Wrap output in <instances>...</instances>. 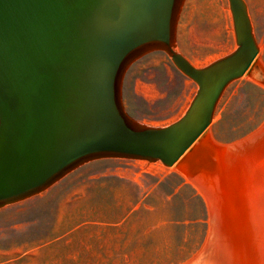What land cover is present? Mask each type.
<instances>
[{"label": "water", "instance_id": "water-1", "mask_svg": "<svg viewBox=\"0 0 264 264\" xmlns=\"http://www.w3.org/2000/svg\"><path fill=\"white\" fill-rule=\"evenodd\" d=\"M185 1L0 0V208L103 158L172 167L206 140L187 170L195 176L215 157L208 127L217 104L260 67L259 46L246 1L229 0L236 48L194 65L176 49ZM157 51L198 86L165 126L136 120L123 104L127 71Z\"/></svg>", "mask_w": 264, "mask_h": 264}, {"label": "rangeland", "instance_id": "rangeland-1", "mask_svg": "<svg viewBox=\"0 0 264 264\" xmlns=\"http://www.w3.org/2000/svg\"><path fill=\"white\" fill-rule=\"evenodd\" d=\"M245 1L257 57L264 59V0ZM236 46L229 0L185 1L177 25L178 51L201 67ZM197 88L166 53L152 52L127 71L123 104L136 120L165 126L184 115ZM211 126L215 138L227 145L260 138L264 89L244 75L232 81ZM213 220L197 185L172 167L103 158L0 208V264H264V219L258 240L253 230L230 233Z\"/></svg>", "mask_w": 264, "mask_h": 264}, {"label": "bare ground", "instance_id": "bare-ground-1", "mask_svg": "<svg viewBox=\"0 0 264 264\" xmlns=\"http://www.w3.org/2000/svg\"><path fill=\"white\" fill-rule=\"evenodd\" d=\"M258 59L260 67H256L252 72L249 69L244 74V78L252 85L264 89V59L260 56ZM208 131L214 145L215 157L201 164L202 168H199L195 176L188 175V168H192L197 156L203 153L206 147V140H204L181 163L179 162L182 159L172 168L181 177L197 185L199 192L211 208L215 226H223L226 228L224 231L237 234L241 233V230H253L251 233L255 232L258 237L261 234L264 219V135L260 138L257 135L254 137L256 140L249 139L250 143L241 141L227 145L215 138L211 124ZM241 237L240 243L244 242L241 241L243 240ZM256 242L253 244L255 245ZM220 244L223 245L222 242ZM231 246H229L230 249ZM237 246L234 245L235 253H237ZM223 253L225 255V252Z\"/></svg>", "mask_w": 264, "mask_h": 264}]
</instances>
